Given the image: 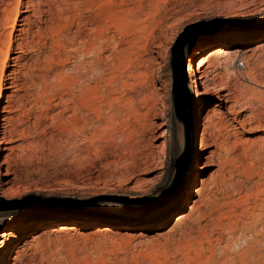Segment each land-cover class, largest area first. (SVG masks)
I'll use <instances>...</instances> for the list:
<instances>
[{
	"label": "rangeland",
	"instance_id": "rangeland-1",
	"mask_svg": "<svg viewBox=\"0 0 264 264\" xmlns=\"http://www.w3.org/2000/svg\"><path fill=\"white\" fill-rule=\"evenodd\" d=\"M188 28L187 69L230 97L188 69L190 133L171 64ZM82 47L100 98L71 85ZM0 81V264H264V0H0Z\"/></svg>",
	"mask_w": 264,
	"mask_h": 264
},
{
	"label": "bare ground",
	"instance_id": "bare-ground-1",
	"mask_svg": "<svg viewBox=\"0 0 264 264\" xmlns=\"http://www.w3.org/2000/svg\"><path fill=\"white\" fill-rule=\"evenodd\" d=\"M20 1V0H19ZM25 2H23V1H21V2H19V6L17 7L18 8V10H17V13H16V17L14 18V22H13V24L11 25L12 26V29H13V33H14V31H19L20 30V33H22L23 31H24V29L22 28V29H17L16 28V25H17V23H18V20H19V18H20V15H19V8H20V6H22L23 4H24ZM28 4V3H27ZM30 4V3H29ZM24 6V5H23ZM27 8H29V5H27ZM10 21H11V19H9ZM12 21H13V19H12ZM12 33V37H10L11 38V44H10V46L8 47V49L7 50H5V58L3 59V65H6V63H7V61L10 59V48L12 47V45H13V43H14V38L17 40L18 39V37L20 36V33L18 34H13ZM97 41H98V39H97ZM85 42V41H84ZM94 43V42H93ZM93 43H92V45H93ZM19 44V43H18ZM95 44V43H94ZM97 44H95L94 45V50L95 49H97V46H96ZM85 46H87L86 44H85ZM18 47L19 48H21V46H20V44L18 45ZM83 48V50H81L80 51V62L78 63V65L76 66V71L74 72V74H72L71 76H70V82H71V85H72V87L74 88V89H76V91L80 94V96L83 98V99H85V98H88V96L91 94V96L92 95H95V96H97L98 94H100L99 93V91H101V90H99L100 88V84H99V80L100 79H98L99 77L98 76H100V75H98L97 77H95L96 75H95V70H99V63H98V65H97V63H95V61L93 60V59H95V57H93V59L91 60V61H89V60H86V53L88 52V50H90L88 47L86 48H84V47H82ZM100 49V48H99ZM3 51V50H2ZM95 51H97L96 52V54L98 53V49L97 50H95ZM197 53H196V55L195 56H200L201 55V52L200 51H196ZM3 54H4V52H2ZM2 54V55H3ZM13 58H15V57H13ZM97 58H98V56H97ZM193 59V58H192ZM192 59L190 60V63H189V72H190V75H191V77H192V90H193V92L194 93H199L200 92V86H203L204 87V91H203V93H205V94H208V93H210L211 92V90H212V93L213 94H215L220 100H221V104L225 101L226 103H228L229 101H230V97L228 96V94H222L221 92H222V86L221 87H219V84L217 85L216 84V82H215V80H212V82H211V84L208 82H206V81H203V76H201V75H199L198 74V70H196V69H194V67H193V65H192ZM245 61V60H244ZM97 62V61H96ZM89 65H92V66H90L91 68V72H89L88 71V69H87V66H89ZM73 69V68H72ZM74 69H75V67H74ZM101 69V68H100ZM100 71V70H99ZM92 72H93V74L95 75H93L94 76V78L92 79ZM99 73V72H98ZM13 74V73H12ZM3 75V74H2ZM1 77H3V76H1ZM11 77V76H10ZM206 78V77H205ZM3 79V78H2ZM9 79V78H8ZM3 87H2V81H0V112H1V108H2V105H1V94H2V91H3ZM201 93V92H200ZM202 94V93H201ZM94 96V97H95ZM90 97V96H89ZM93 97V98H94ZM97 97H99V95L97 96ZM96 97V98H97ZM137 97V96H136ZM91 98V97H90ZM93 98H92V100H93ZM100 98V97H99ZM152 98V97H151ZM86 100V99H85ZM98 100H100V99H98ZM97 100V101H98ZM150 100H152V99H150ZM85 102V101H84ZM92 102V101H91ZM93 102H95V101H93ZM97 103V102H96ZM99 103V102H98ZM237 103V102H236ZM90 104V103H89ZM88 104V105H89ZM95 104V103H94ZM132 104L134 105V107L136 108V110H138L139 111V109L137 108V104H138V100L137 101H135V99L133 100V102H132ZM154 104V103H153ZM92 105H93V103H92ZM155 105V104H154ZM96 106V105H95ZM99 106V105H98ZM98 106L97 107H95V109L94 110H96V109H98ZM87 107V106H86ZM146 107L148 108V114H155V107L153 106V105H147L146 104ZM97 111V110H96ZM99 111V110H98ZM137 111V112H138ZM212 121V119L210 120L209 118L208 119H206V120H204L202 123H200L199 124V127L201 126V129L199 128V130H200V145H201V147L204 149V148H207L208 146H210V144L211 145H215L216 147H220V142H219V137L223 134H221V135H216L215 133H212L210 130H211V128L212 127H217V126H215L216 124H215V122H211ZM220 122H222V120L220 121ZM224 122V121H223ZM222 122V123H223ZM217 123V122H216ZM221 123V124H222ZM215 124V125H214ZM227 124V123H226ZM149 125H152V124H149ZM193 126H190V128H189V133H190V130H191V128H192ZM218 127H219V125H218ZM6 128L4 127V130H3V133L2 134H4V136L6 135V130H5ZM14 129V128H13ZM13 129H12V131H13ZM213 129V128H212ZM222 129V128H221ZM9 130V129H8ZM12 131H10V132H12ZM17 131V130H16ZM218 131V130H217ZM9 132V133H10ZM8 133V134H9ZM11 135V134H10ZM21 136H23V135H21ZM10 137V136H9ZM222 137V136H221ZM222 143V142H221ZM224 145V144H223ZM222 148V147H221ZM102 205H103V207H106V208H110V209H112L114 212H117V211H120L121 209V207H119L118 205H116V204H119L118 202H114V201H105V202H103V203H101ZM264 219V218H263ZM261 222H262V219H261ZM260 223V222H259ZM255 224V223H254ZM257 224V223H256ZM258 225V224H257ZM256 226V225H255ZM254 226V227H255ZM258 244L256 245V246H253V248L251 249V251H250V255L252 256V257H254L255 259H259L260 258V256L262 255V253L264 252V249H263V247H261L260 245V243H261V239H259L258 241ZM256 242V243H257ZM10 251L11 250H9V252L8 251H6V253H4V258L5 257H7L6 256V254H10ZM247 257H248V255H247ZM246 257V258H247ZM4 260V259H3ZM245 260V259H244ZM2 261V260H1ZM247 261H249V259H247L246 260V263H247ZM258 261V260H257ZM250 262V261H249Z\"/></svg>",
	"mask_w": 264,
	"mask_h": 264
},
{
	"label": "water",
	"instance_id": "water-1",
	"mask_svg": "<svg viewBox=\"0 0 264 264\" xmlns=\"http://www.w3.org/2000/svg\"><path fill=\"white\" fill-rule=\"evenodd\" d=\"M200 34H198L193 28L186 29L177 39L174 46L172 47V58L171 64L174 71V106L175 111L178 116H180L186 125V131L189 132L190 126L194 125L192 108L193 103L191 98L186 104H182V92H185L190 96V90L188 89V69H187V55L186 48L187 46ZM188 152L185 150L180 158L176 161L177 176L174 185L185 180L186 175V165H182L184 159H187ZM4 208H0V211H3Z\"/></svg>",
	"mask_w": 264,
	"mask_h": 264
},
{
	"label": "built area",
	"instance_id": "built-area-1",
	"mask_svg": "<svg viewBox=\"0 0 264 264\" xmlns=\"http://www.w3.org/2000/svg\"><path fill=\"white\" fill-rule=\"evenodd\" d=\"M239 65L245 67V62L243 60H240Z\"/></svg>",
	"mask_w": 264,
	"mask_h": 264
}]
</instances>
